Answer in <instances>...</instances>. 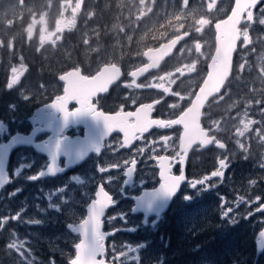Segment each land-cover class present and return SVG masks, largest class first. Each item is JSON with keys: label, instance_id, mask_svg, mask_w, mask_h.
Segmentation results:
<instances>
[{"label": "flooded vegetation", "instance_id": "flooded-vegetation-1", "mask_svg": "<svg viewBox=\"0 0 264 264\" xmlns=\"http://www.w3.org/2000/svg\"><path fill=\"white\" fill-rule=\"evenodd\" d=\"M109 1L115 3V0ZM256 1L254 6L250 5L243 11L237 26L239 40L229 79L220 93L211 97L203 107L201 125L214 138L213 143L220 142L208 122L211 117L207 116L214 101L222 100L219 114L223 117H243L246 113L258 116L255 110L264 106L263 42L259 40L256 43L258 38L254 36L252 43L243 38L248 16L264 20V0ZM234 2L210 0L211 10L223 3V12L213 14L206 21L203 32L188 29L176 32L171 38L183 33H187V38L156 69L137 79L132 77V71L147 63L144 52L158 47L162 41L158 46L142 52L139 46L112 48L109 54L118 58L113 57L96 68L85 67L84 64L65 65L55 78H52L50 68L45 70L42 78H25L28 73L26 61L15 58L18 62L16 67L23 69L16 78L7 79L6 84L12 87L7 101L13 103L8 107L16 117L10 120L4 116L0 119V145L15 133L30 137V143L14 149L5 167L7 181L0 189V264H69L77 255L75 244L81 242L80 235L72 229L83 222L86 206L96 199L95 194L99 190L110 197V202L113 201L102 217V230L114 233L105 239L103 254L97 256L98 261L132 264L128 260V251L140 248V251L148 252L153 247L152 252L159 258L164 256L171 261H186L192 259L188 250L193 245L202 242L210 244V233L205 238L201 235L203 226L208 223L207 214L213 206L217 209L218 203L229 211L238 212L239 203L230 199L238 198L239 192L236 196L224 192L223 200L212 201L213 192L208 177L196 174V163L198 154L205 158V154L215 147L194 146L183 159L179 144L182 127L173 122L190 106L206 77L216 47L215 24L230 15ZM195 16L199 17L198 13ZM263 29L256 23L252 31ZM30 37H36V33ZM21 50L26 52V47ZM129 50L140 52L142 59L132 61ZM105 65L118 67L120 71L116 82L106 91L80 85L67 90L65 95L67 84L58 79L60 75L79 70L78 76L91 78ZM236 66L241 67L242 72L236 70ZM244 80L248 81L251 94L253 88L258 87L257 95H252L251 104H245V98L251 94L244 90ZM22 89L28 94H18ZM62 96L66 98L58 104ZM92 100L98 103L99 109L91 103ZM84 104L89 110L69 116L67 122L63 112L55 108L56 105H69L70 110L76 111ZM103 118H112L108 121L109 126L121 125L124 129L118 127L120 131L101 141ZM5 125L9 127L6 133L3 131ZM249 133L251 131L242 134ZM56 140L60 141L61 148L53 160ZM221 143L225 148L226 144ZM248 145L253 153L243 165H252V162L256 165L258 159L264 165V152L256 148L257 144L252 140ZM51 163L54 164L52 171L56 173L43 176ZM223 165L225 162L220 163L221 169ZM65 168V171H60ZM161 169L166 172L165 176L160 173ZM194 183L197 185L193 186ZM161 185L177 187L166 208L150 207L152 200L147 204L139 202L138 198L144 193L152 192ZM203 188L207 191H197ZM251 189L252 193L259 194L249 204L248 223L239 226H254L251 234L253 249L251 254L241 256L238 264H264V250L256 256L255 246L257 233L264 228V223L257 221V218L264 217V212H256L264 202V175L261 179L258 176L257 184ZM204 213L206 216L202 219ZM236 225L237 222L222 223L223 232L225 226ZM93 252L94 248H90L91 256ZM207 256L209 264H212V256L208 253Z\"/></svg>", "mask_w": 264, "mask_h": 264}, {"label": "rangeland", "instance_id": "rangeland-1", "mask_svg": "<svg viewBox=\"0 0 264 264\" xmlns=\"http://www.w3.org/2000/svg\"><path fill=\"white\" fill-rule=\"evenodd\" d=\"M223 3L217 8L211 10L210 0H115V3L109 0H75L72 4L60 6L58 10L51 14V0L47 1L46 8L41 7V12L37 13L36 9L21 2L7 3L0 7V38L9 29V17L17 15L19 26L22 22H27L24 28L28 30V35L20 43L22 46L31 47L32 55H27L21 50V46L16 49L12 45L6 50L7 57L20 58L24 61L27 59L34 60L35 54L41 53V60H44L46 66L52 69L53 66L65 62L67 65L84 64L85 67L96 68L100 64L109 61L117 55L109 54L112 48L124 46L140 47V52L146 48L156 47L160 43L170 40L176 32L184 31L185 29L195 32H203L206 21H209L213 14L223 12ZM16 8V9H15ZM200 8V9H199ZM15 9V12H14ZM200 10H202L200 12ZM42 12H44L42 14ZM199 17L195 16V14ZM41 14L43 16H41ZM45 16V17H44ZM187 18V20L185 19ZM71 19V23L66 20ZM246 34L243 35L244 41L253 42L252 37H257L258 41L263 42L264 47V29L260 31H252V28L258 23L261 28H264V20L256 19L254 15L246 18ZM68 25L76 29L79 27L82 33L80 44H71L67 42L68 35L65 30ZM252 31V32H251ZM36 33L35 42L32 44L30 35ZM39 37V38H37ZM10 42V41H9ZM161 42V43H162ZM15 44V43H14ZM2 49V40L0 39V52ZM130 51V50H129ZM139 52V53H140ZM135 50L130 51L129 57L132 61L142 59ZM261 54V56H263ZM121 56V55H120ZM119 56V58H120ZM1 60V58H0ZM138 62V61H137ZM23 67H18L8 73L6 79L16 78L22 71ZM238 68L236 66V70ZM47 71V69H46ZM52 72V71H51ZM43 68L38 66V76L44 77ZM256 77V74H254ZM248 81L244 80L242 85L246 93H250ZM12 87L6 86L0 88V96H5L10 93ZM258 87L253 88V93L245 98L248 104L253 101V96H256ZM20 95H27V91L22 89L18 92ZM221 99H217L211 106L207 116L213 134L220 142L225 143L223 150L213 149L207 152L205 158L197 155L196 174H201L202 178L207 176V181L210 182L211 189L220 188L222 193H216V199L223 200V193L236 196L238 198L230 199L232 202L239 203L236 210L229 211L227 208L220 206V221L227 224L239 222V219L247 218V213L250 212L249 204L253 202L255 195L259 193L253 192L252 187L257 184L258 176L264 175V165L262 160L258 159V164H244L245 160L250 158L252 148L248 145L251 140L257 144L256 148H260L264 152V106L262 109L255 110L258 116H251L247 113L243 117L241 115H232L223 117L219 114L221 108ZM12 102H6L7 112L5 117L8 119L15 118L8 106H12ZM261 106V104H254ZM6 126V125H5ZM9 127H4L3 131L8 132ZM251 131L249 135L242 134ZM246 140V141H243ZM262 145V146H261ZM253 153V152H252ZM204 157V156H203ZM26 158H28L26 156ZM260 160V162H259ZM225 162L222 169L220 163ZM226 169V170H225ZM255 183H252V182ZM197 191H207L206 189H197ZM215 195V196H216ZM241 208V211H240ZM259 223H264V217L257 218ZM256 223V221H253ZM188 231L186 230L185 233ZM199 232L195 230V234ZM193 244V243H192ZM192 246V245H191ZM190 246V247H191ZM204 244L193 245L189 248L191 260H178V264H209L207 251H204ZM148 252L140 251V248L134 252L128 251V260L132 264H164L171 259H166L164 256L159 258L152 250ZM154 255L153 257H151ZM121 263V262H120ZM54 264V263H53ZM232 264H238L234 261Z\"/></svg>", "mask_w": 264, "mask_h": 264}, {"label": "water", "instance_id": "water-1", "mask_svg": "<svg viewBox=\"0 0 264 264\" xmlns=\"http://www.w3.org/2000/svg\"><path fill=\"white\" fill-rule=\"evenodd\" d=\"M256 0H235L233 9L230 15L222 21H218L215 24V42L216 47L208 64V72L204 78L201 86L198 88L192 102L188 108H186L173 122L174 125H180L182 127V133L180 136V149L183 151V159L186 158L189 150L194 146H202L203 148L210 147L214 141L213 137L208 135V131L204 130L201 125L202 111L207 101L219 94L223 85L229 79L232 69L233 54L236 51L238 43V29L237 26L240 22L243 11L248 6H254ZM246 4V5H245ZM187 38V33H183L171 38L168 41L163 42L156 48L149 49L144 52L143 57L147 63L138 69L132 71V77L137 79L143 76L145 73L156 69L158 65L169 57L177 46ZM79 70H72L66 72L58 77L60 81L66 82L64 89L65 95L67 90L76 89L84 85L88 88H100V91L104 92L108 87L115 83L119 77V68L111 65H105L101 67L100 71L91 78H85L78 76ZM76 74V75H75ZM82 79V81H77ZM71 80V81H70ZM76 93V92H75ZM66 97H60L58 104L61 103ZM112 118H103L102 125L104 130L101 133V141L108 135L115 131H120L118 127L123 126H109L108 121ZM113 131V132H112ZM108 132L109 134H106ZM125 135V132H124ZM30 137L27 135L15 133L6 143L0 145V189L5 185L7 177L5 174V167L11 152L19 146L29 145ZM224 145L221 142L215 143L216 149H223ZM42 152V151H41ZM44 152V151H43ZM46 153V152H44ZM47 154V153H46ZM54 164L48 167V171L43 173V176L54 175L56 172L49 171L53 169ZM65 169L60 170L65 171ZM162 176L166 175V172L161 169ZM161 188H166L163 185L156 190L149 192L151 195L146 196L144 193L139 197V202H150V207H164L166 208L176 192L161 191ZM96 199L91 201L86 206V216L83 222L72 230L74 233L79 234L81 242L78 244L76 258L73 260V264H107L103 259L97 260V256L103 254V246L105 239L112 235L114 231L103 232L102 230V217L103 214H96V210L101 207H106L105 211L111 206L110 197L103 194V191L99 190L96 194ZM156 201V203H155ZM163 201V205H162ZM144 203V205H145ZM147 204V203H146ZM143 205V206H144ZM257 213L264 212V202L256 210ZM256 256L260 255L264 250V228L261 229L255 239ZM94 248L93 256L89 253V249ZM71 264V262H69Z\"/></svg>", "mask_w": 264, "mask_h": 264}, {"label": "trees", "instance_id": "trees-1", "mask_svg": "<svg viewBox=\"0 0 264 264\" xmlns=\"http://www.w3.org/2000/svg\"><path fill=\"white\" fill-rule=\"evenodd\" d=\"M49 0H21V2L31 6L32 8L36 9V12L39 13L41 12V7L46 8V3ZM75 0H51V14L50 16L54 15L56 10L60 8V6L63 3H66V5H70L74 2ZM91 1V0H85ZM95 1V0H93ZM7 4L9 2L12 3H17L19 0H0V7L4 4ZM44 12H42L43 14ZM41 14V16H43ZM45 17V16H44ZM13 17H9L8 22H10L9 29L6 30L4 35L0 38L2 40V49L3 52H0V88H5L8 86L6 84V78L8 73L11 74L12 71L16 70V63L17 60L14 57H7L6 56V50L10 49L12 45L16 46V49L21 46L20 49L26 47L22 46L20 43L23 41L24 38H26V35H28V30L24 28L27 24V22L24 24L22 22L19 26L18 24V18L15 16L13 18V21H10ZM67 23H71V19L66 20ZM65 31L66 35H68L67 42L71 44H80L82 40V33L81 29L77 27L76 29H73V27H68L63 30ZM32 40L35 39V37H30ZM10 41V42H9ZM35 42L32 41V44ZM15 43V44H14ZM31 47H26V57L28 55H32L31 53ZM34 60L27 59L26 60V65L28 67V73L25 76V78H32V77H39L38 76V66L43 68V71L47 68H50L49 66H46V63H44V60H41V53L40 54H35L34 55ZM65 65H67L65 62L53 66L52 69L50 68V71H52V78H55V75L62 71L65 68ZM68 66V65H67ZM42 78V77H41ZM11 92V90H10ZM9 95V94H8ZM8 95L5 96H0V119L6 115L7 109H6V102ZM212 201L216 203L217 201V196L216 193H222L221 189H215L212 190ZM216 195V196H215ZM215 199V200H214ZM221 206L220 203L217 204V209L213 208L210 210V212L207 214L208 215V223L204 225L202 229V237L205 238L208 233L211 235V240L210 244L205 245L204 244V251H207L208 254H210L213 258V263L212 264H232L234 261L240 260L241 256L251 254V251L253 249V243L251 240V234L253 233L254 226L252 225V228L250 226H239L241 223H248L247 220L239 219V222H237V225L235 227H226L225 226V232H223V227L222 223L220 221V210L219 207ZM202 217L204 219L205 217ZM239 226V228L237 227ZM198 235V234H197ZM223 236V237H222ZM225 236V237H224ZM187 248L184 249L186 251ZM187 254V252H186ZM177 264L176 260L170 261L169 264ZM242 264H244L242 262Z\"/></svg>", "mask_w": 264, "mask_h": 264}, {"label": "snow or ice", "instance_id": "snow-or-ice-1", "mask_svg": "<svg viewBox=\"0 0 264 264\" xmlns=\"http://www.w3.org/2000/svg\"><path fill=\"white\" fill-rule=\"evenodd\" d=\"M91 103H92V104H95V105H96V108L99 109V108H98V103H97V102H94V101L92 100ZM55 108H56V109H59L60 111L63 112V115H64V121H65V122H67V119H68L69 116H75V115H78V114L84 113V112H86V111L89 110V108H88V106H87L86 104L81 105V107H80L79 109H77L76 111H72V109L70 110L69 105H68L67 107H64V106H62V105H56ZM92 114H93V115H96V112H93ZM112 132H113V131H112ZM106 134H109V133L106 132ZM60 148H61V143H60L59 140H56V141H55V144H54V146H53V160H55V155H56V153L60 150ZM135 162L137 163L136 160H135ZM128 163H129V162H128ZM128 163H125V164L127 165ZM130 163H131V161H130ZM171 168H172V167H171ZM52 170H53V169H49V171H52ZM128 174H131V173L128 172ZM165 183L167 184V179H166V178H165ZM252 183H255V182L253 181ZM195 185H197V184L194 183L193 186H195ZM100 188H103V189H104L103 186H101ZM176 188H177L176 186H173V187H169V188H161L160 190H161V191H166V192H169V193H170V192L174 191ZM104 190H105V189H104ZM148 195H151V194H150V193H146V196H148ZM257 199L259 200L260 198H257ZM112 202H113V201L109 202L108 204H111ZM105 208H106V207H101V208H99L98 210H96V214L99 215L100 213H102V214L104 215V209H105ZM78 248H79V245L75 244V249H76V251H77ZM71 264H73V260H71Z\"/></svg>", "mask_w": 264, "mask_h": 264}]
</instances>
